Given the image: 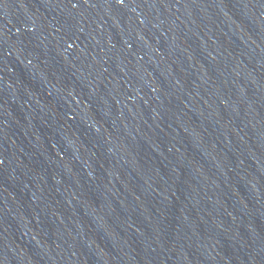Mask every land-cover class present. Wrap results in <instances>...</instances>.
Returning a JSON list of instances; mask_svg holds the SVG:
<instances>
[{
	"label": "water",
	"instance_id": "obj_1",
	"mask_svg": "<svg viewBox=\"0 0 264 264\" xmlns=\"http://www.w3.org/2000/svg\"><path fill=\"white\" fill-rule=\"evenodd\" d=\"M0 264H264V0H0Z\"/></svg>",
	"mask_w": 264,
	"mask_h": 264
}]
</instances>
